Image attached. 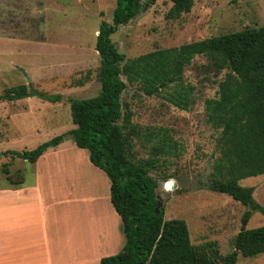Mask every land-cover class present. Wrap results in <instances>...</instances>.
Wrapping results in <instances>:
<instances>
[{
    "label": "rangeland",
    "instance_id": "obj_1",
    "mask_svg": "<svg viewBox=\"0 0 264 264\" xmlns=\"http://www.w3.org/2000/svg\"><path fill=\"white\" fill-rule=\"evenodd\" d=\"M58 2L63 9L52 10L44 25L36 19L33 26L18 28L19 52L0 58V93L5 87L31 84L41 93L62 97L57 101L40 96L0 100V153L31 150L68 131L74 127L68 100L87 98L100 90L96 36L103 20L111 22L116 0ZM171 7V0H156L127 25L118 26L112 41L126 59L264 25V0H193L188 12L174 16L169 14ZM228 73L227 68H218L206 55L198 54L184 66L179 82L160 87L153 95H146L138 81L130 82L121 75L126 83L120 98L122 112L130 121L124 130L128 134L127 155L146 165L158 184L156 192L164 218L186 221L191 243L199 254L217 251L222 256L231 252L241 215L248 208L228 194L208 188L212 181L228 177L226 164L218 169L221 129L209 122L205 103L218 97L219 82ZM180 90L189 103L186 110L170 100ZM64 142L60 151L43 158L51 153L48 149L37 163L2 155L0 184L7 183L2 174L9 172L10 162L23 170L24 185L33 184L39 172L46 186L57 188L59 198H65L48 203L50 210L62 211L66 206L68 213L88 214L94 220L96 214L103 228L105 173L88 162L85 149L71 139ZM10 172L13 175L17 171ZM93 180L100 181L102 194L94 193ZM239 183L253 186L254 199L264 206V174L242 178ZM63 188L72 191L73 200L63 196ZM261 225L264 214L253 211L245 227ZM216 263L221 264V259ZM236 264H264V252L253 257L239 255Z\"/></svg>",
    "mask_w": 264,
    "mask_h": 264
},
{
    "label": "trees",
    "instance_id": "obj_2",
    "mask_svg": "<svg viewBox=\"0 0 264 264\" xmlns=\"http://www.w3.org/2000/svg\"><path fill=\"white\" fill-rule=\"evenodd\" d=\"M156 0H116L111 22L102 21L95 49L100 57V90L96 95L70 99L71 120L75 127L44 141L31 150L0 153L34 162L47 148L57 146L69 136L86 149L90 162L103 170L110 186V201L122 220L124 245L113 255L103 256L99 264H236L238 256L253 257L264 252V225L246 228L253 211L264 214V206L253 197V186L238 181L264 174V25L209 36L178 47L157 49L126 59L112 41L119 25L145 11ZM170 15L188 12L193 0H171ZM198 54L206 55L228 75L219 82L218 97L206 100L207 118L221 129L222 151L218 169L224 164L227 179L214 180L208 188L226 193L248 208L241 215V227L233 240V250L220 256L199 254L191 243L187 223L182 218H164L159 205L156 180L145 164L127 155L129 116L123 114L121 94L126 88L121 75L138 81L146 95H153L181 80V72ZM125 60V61H124ZM171 102L188 109L183 92ZM40 96L60 100V94H45L31 84L5 87L0 100L14 101ZM11 178V176H9Z\"/></svg>",
    "mask_w": 264,
    "mask_h": 264
},
{
    "label": "crops",
    "instance_id": "obj_3",
    "mask_svg": "<svg viewBox=\"0 0 264 264\" xmlns=\"http://www.w3.org/2000/svg\"><path fill=\"white\" fill-rule=\"evenodd\" d=\"M58 1L61 0H0V58L19 52V27L33 26L36 19L44 25L52 10L63 9L58 7ZM67 139L71 138L67 136L57 146L47 148L44 152L52 151L43 158L60 151ZM39 157L31 163H37ZM7 169L9 172L2 174L7 183L0 184V264H99L101 257L122 249L125 240L122 220L110 201L106 174L102 177L106 186L102 196L105 222L102 228L96 214L94 220L88 214L68 213L66 206L62 211L50 210L48 203H59L65 198H59L57 188L46 186L41 173L38 172L33 184L24 185L22 169L14 168L11 162ZM12 169L17 171L13 175ZM63 190V196L74 199L72 191Z\"/></svg>",
    "mask_w": 264,
    "mask_h": 264
},
{
    "label": "bare ground",
    "instance_id": "obj_4",
    "mask_svg": "<svg viewBox=\"0 0 264 264\" xmlns=\"http://www.w3.org/2000/svg\"><path fill=\"white\" fill-rule=\"evenodd\" d=\"M98 184H100V181L99 180H97V181H95V180H93L92 181V185H93V191L95 192V193H98V194H102V190H101V188H100V186L98 185ZM95 185H96V189H95Z\"/></svg>",
    "mask_w": 264,
    "mask_h": 264
},
{
    "label": "water",
    "instance_id": "obj_5",
    "mask_svg": "<svg viewBox=\"0 0 264 264\" xmlns=\"http://www.w3.org/2000/svg\"><path fill=\"white\" fill-rule=\"evenodd\" d=\"M26 80L29 81L30 79L26 76ZM157 198H158V196H157ZM159 205H161V204L159 203Z\"/></svg>",
    "mask_w": 264,
    "mask_h": 264
}]
</instances>
